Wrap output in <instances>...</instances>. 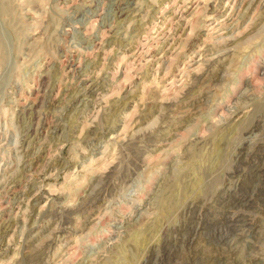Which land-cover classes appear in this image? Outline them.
<instances>
[{"label":"rangeland","instance_id":"374dc122","mask_svg":"<svg viewBox=\"0 0 264 264\" xmlns=\"http://www.w3.org/2000/svg\"><path fill=\"white\" fill-rule=\"evenodd\" d=\"M262 144L264 0H0V264H264Z\"/></svg>","mask_w":264,"mask_h":264},{"label":"bare ground","instance_id":"6f19581e","mask_svg":"<svg viewBox=\"0 0 264 264\" xmlns=\"http://www.w3.org/2000/svg\"><path fill=\"white\" fill-rule=\"evenodd\" d=\"M256 127L257 126L251 128L252 130L250 129L252 131V133H253V131L256 130ZM255 152L256 153H255V156H254V158H255L254 159V162H255L254 168L251 167L252 168V172H253L251 174H253V175H250L249 176V181L247 179V181L250 183V185H253L254 186L253 187V190L251 191V196L254 195V192L256 193V195L257 194L258 195L264 194V144H262ZM238 154H239L238 155L239 158L241 159V157L243 155L242 150H240L238 152ZM251 155L253 156L252 152H251V154L249 152V154L247 156L246 155L245 156L248 158V157H251ZM249 159H251V158H249ZM240 161H242V159ZM243 161H246V159L245 160L243 159ZM259 162H260V164H258ZM238 181H239V183L236 184L237 185L236 187H234V188L233 187H227L225 189V193L222 194L221 197L217 199V202L216 203H218L220 205V211H222L224 213V216L227 215L231 211L232 206L234 204H236L237 202H239L240 200H243L244 199V200H246L248 202L251 199V196H250V198H248V196L250 194L249 192L243 190L244 188L241 190V188H242L241 187V184H240L241 183V178H239ZM247 185H249V184H247ZM192 204L193 203H190L189 205H187V208H185V210H184V215L190 214V216L188 215V217H187L188 219H186V220H188L187 223H185V226L183 227L184 228V231H185V233L187 235H192V234L197 233V231L201 228V225H202V223H201L202 221L201 222H198L197 221L198 216H196L193 212H191L192 206H193ZM228 217L229 216H226L224 218H225L226 223L228 222L227 227H229L230 231H225L222 234L219 233L218 239L220 241L221 240L224 241L225 239H227V236H228L229 232H231L232 230H235L236 227H237V223H235L234 220H228ZM238 220H239V222H241L244 219H238ZM231 221L233 223L230 224ZM238 224H240V223H238ZM204 226H206V225H204ZM176 233H177V231H176ZM162 241L164 242V239ZM163 245H165V244H163ZM163 248H164V246H163ZM162 251H164V250H162ZM162 251H160V252H162ZM154 252H155V249H154ZM151 255H152V252L149 254V256L147 255V258L149 259L151 257ZM157 256H160V255L157 254Z\"/></svg>","mask_w":264,"mask_h":264}]
</instances>
